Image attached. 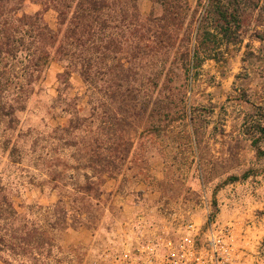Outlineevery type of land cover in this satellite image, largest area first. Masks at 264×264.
Instances as JSON below:
<instances>
[{"label":"rangeland","instance_id":"1","mask_svg":"<svg viewBox=\"0 0 264 264\" xmlns=\"http://www.w3.org/2000/svg\"><path fill=\"white\" fill-rule=\"evenodd\" d=\"M104 3L0 0V264H103L208 210L264 264V0Z\"/></svg>","mask_w":264,"mask_h":264},{"label":"built area","instance_id":"2","mask_svg":"<svg viewBox=\"0 0 264 264\" xmlns=\"http://www.w3.org/2000/svg\"><path fill=\"white\" fill-rule=\"evenodd\" d=\"M231 232L230 224H220L208 210L204 223L189 220L173 233L142 235L135 244L107 252L103 264H247L237 257Z\"/></svg>","mask_w":264,"mask_h":264},{"label":"trees","instance_id":"3","mask_svg":"<svg viewBox=\"0 0 264 264\" xmlns=\"http://www.w3.org/2000/svg\"><path fill=\"white\" fill-rule=\"evenodd\" d=\"M88 3H89V5L92 7V10H94V11H96V10H98V8H102L104 5H105V3H104V0H86ZM70 6V5H69ZM212 7H214L213 6V4H212ZM217 7V8H216ZM92 10H88L87 8H82V16H85V14H88L90 11H92ZM214 10H216V12H219L220 14H221V16H222V18L225 20V21H227L228 19H227V15H226V13H225V10H223V8L221 7V4L219 5L218 3L215 5V8H214ZM32 30H35V32L37 33V36H39V37H44V36H49L50 38V40H52V38H53V34H52V32H50V30L48 29V26L47 25H43V26H41V25H38V24H32ZM81 27H83V25H81ZM208 27H205V28H201V27H199L198 28V39H199V43H198V48L196 49V51H195V56L196 57H198L199 55H198V52H199V49H200V45L202 44V45H205V42L207 43L210 39H209V37H210V35H212L213 33H212V31L210 30V29H207ZM15 31H17V30H15V29H12L10 32H9V34L7 33V30L4 28V29H2V33H3V35H4V38L6 39V42H5V44L9 47V48H11V46H12V34L15 32ZM199 31H201L200 33H199ZM31 34H33V32L31 33ZM9 48L6 50V47H5V49L4 50H2L3 52L5 51V53H10V50H9ZM42 59V56L40 55L39 56V58L35 61V62H33V65L34 66H39L40 65V60ZM31 66H30V64H28L27 65V69H29ZM252 143L254 144V145H257L258 144V140L257 139H253V141H252ZM87 189L88 190H91V189H93L91 186H89V187H87Z\"/></svg>","mask_w":264,"mask_h":264}]
</instances>
